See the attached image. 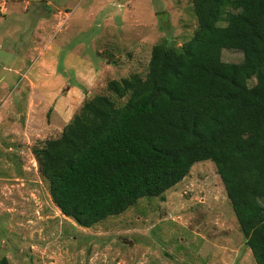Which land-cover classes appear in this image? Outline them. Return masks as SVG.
<instances>
[{
  "label": "rangeland",
  "instance_id": "rangeland-1",
  "mask_svg": "<svg viewBox=\"0 0 264 264\" xmlns=\"http://www.w3.org/2000/svg\"><path fill=\"white\" fill-rule=\"evenodd\" d=\"M191 0H0V257L10 264H255L214 164L88 227L60 213L30 149L56 137L109 79L144 77L155 43L178 50ZM220 57L241 62L237 49ZM246 82L254 73L246 68ZM115 100V99H114ZM119 101V100H118Z\"/></svg>",
  "mask_w": 264,
  "mask_h": 264
},
{
  "label": "trees",
  "instance_id": "trees-1",
  "mask_svg": "<svg viewBox=\"0 0 264 264\" xmlns=\"http://www.w3.org/2000/svg\"><path fill=\"white\" fill-rule=\"evenodd\" d=\"M191 4L196 28L178 50L153 44L143 78L107 80L115 100H84L30 152L52 202L84 227L139 197L162 200L192 163L210 160L254 263L264 264V0ZM222 48L239 50L241 62L223 61Z\"/></svg>",
  "mask_w": 264,
  "mask_h": 264
}]
</instances>
